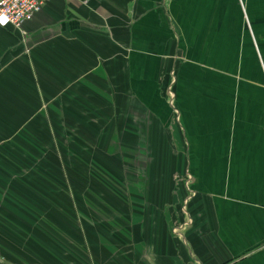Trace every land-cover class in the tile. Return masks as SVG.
<instances>
[{
  "label": "crops",
  "instance_id": "obj_1",
  "mask_svg": "<svg viewBox=\"0 0 264 264\" xmlns=\"http://www.w3.org/2000/svg\"><path fill=\"white\" fill-rule=\"evenodd\" d=\"M45 129L130 157L128 191L57 193L76 264H264V0H47L0 27V150ZM91 198L116 199L98 227Z\"/></svg>",
  "mask_w": 264,
  "mask_h": 264
},
{
  "label": "rangeland",
  "instance_id": "obj_2",
  "mask_svg": "<svg viewBox=\"0 0 264 264\" xmlns=\"http://www.w3.org/2000/svg\"><path fill=\"white\" fill-rule=\"evenodd\" d=\"M48 132L31 130L26 141L13 145L12 151L0 150L4 159L3 164L0 162V245L10 250V257L5 258L14 263L88 262L89 251L77 246L78 233L87 228L82 217L77 216L79 208L75 203L74 214L67 213L62 205L65 200L61 195L57 200V193L74 188L87 196L89 191L113 195L128 191V172L119 165H126L122 159L130 157L127 153L121 157L120 152L112 153L111 158L96 152H78L70 145V137ZM67 175L75 182L66 183ZM115 200H87L95 215L90 218L91 224L99 218L98 209ZM75 201L84 206L83 199Z\"/></svg>",
  "mask_w": 264,
  "mask_h": 264
},
{
  "label": "built area",
  "instance_id": "obj_3",
  "mask_svg": "<svg viewBox=\"0 0 264 264\" xmlns=\"http://www.w3.org/2000/svg\"><path fill=\"white\" fill-rule=\"evenodd\" d=\"M47 0H0V27L23 28L45 6Z\"/></svg>",
  "mask_w": 264,
  "mask_h": 264
}]
</instances>
